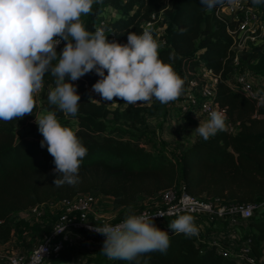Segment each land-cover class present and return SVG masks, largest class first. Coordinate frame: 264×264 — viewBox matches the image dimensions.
<instances>
[{
	"label": "trees",
	"instance_id": "obj_1",
	"mask_svg": "<svg viewBox=\"0 0 264 264\" xmlns=\"http://www.w3.org/2000/svg\"><path fill=\"white\" fill-rule=\"evenodd\" d=\"M220 6L205 10L200 0H102L93 5V14L83 24L89 31H111L117 42L125 44L129 32L142 34L144 24L161 13L166 27L161 39L166 44L160 47L159 58L170 63V53L175 54L172 67L185 79V89L202 68L220 75L214 101L227 109L229 122L237 126V132H219L208 141L200 137L177 159L165 151L155 152L145 143L150 135L147 122L165 116L169 105L180 97L167 105L155 98L142 105H128L114 98L116 106L110 109L90 100L85 86L92 88L100 77L94 72L86 74L74 82L81 96L75 117H66L56 106L45 105L57 110L59 120L77 121L76 134L88 149L75 185L53 184L54 158L47 147H40L43 137L36 123V103L32 115L0 121V245L9 243L19 230L15 221L18 214L80 194L100 193L111 198L120 210L137 209L141 201L178 184L192 196L216 198L224 203L259 202L264 198V104L258 106L255 99L235 91L228 83L237 67L233 40L227 26L216 16ZM108 9L116 12L114 18H105ZM261 50L260 46L254 47L249 55L240 56V62L264 74ZM54 86V78L46 73L44 87ZM248 225L250 230L244 238H252L257 253L264 243V220L253 219ZM27 226L28 223L21 231ZM137 260L139 264H241L198 243L196 236L175 233L170 235L166 254L151 252ZM90 263L136 261L109 260L102 255Z\"/></svg>",
	"mask_w": 264,
	"mask_h": 264
},
{
	"label": "clouds",
	"instance_id": "obj_2",
	"mask_svg": "<svg viewBox=\"0 0 264 264\" xmlns=\"http://www.w3.org/2000/svg\"><path fill=\"white\" fill-rule=\"evenodd\" d=\"M102 0H0V121L32 115L35 96L44 87L46 73L54 78V88L48 92L49 105L66 115L75 117L79 111L77 85L74 83L94 72L100 79L92 91L103 101L119 98L125 104L151 102L153 98L167 105L185 91V79L174 71L175 54L170 63L159 58L163 42L154 38L149 24L142 34L129 32L127 43L109 41L104 28L86 30L80 17L93 14V5ZM237 0H200L205 10H212ZM252 5L264 0H251ZM64 42L62 51L57 46ZM53 61H57L53 63ZM107 72V75H105ZM264 104V95L254 93ZM57 110H48L39 120L38 131L54 158L53 184L75 185L79 168L88 149L76 131L62 126ZM228 117L223 109L210 111L209 118L201 121L194 132L208 141L219 132L227 131ZM155 216L147 212L135 214L129 210L125 219L115 225L94 227L93 231L106 237L101 253L109 260L136 261L151 252L166 254L170 235L159 229ZM168 228L172 233L189 238L198 235V226L190 214L178 215ZM13 264H22V258Z\"/></svg>",
	"mask_w": 264,
	"mask_h": 264
},
{
	"label": "built area",
	"instance_id": "obj_3",
	"mask_svg": "<svg viewBox=\"0 0 264 264\" xmlns=\"http://www.w3.org/2000/svg\"><path fill=\"white\" fill-rule=\"evenodd\" d=\"M216 16L227 26V32L233 40L232 51L234 63L237 70L228 80L229 85L235 91L256 100L261 106L260 97L254 93L260 92L264 95V84L256 87L254 73L249 70L239 69L241 66L240 56L242 53L251 52L264 41V18L256 5L251 0H237L235 5L225 2L216 10ZM163 15L154 14L152 19L144 24V29L151 24L154 38L166 43L161 39L165 32ZM109 41L116 40L111 31L105 32ZM64 47V42L57 46V52ZM251 50V51H250ZM221 82V76L214 71L202 68L197 78L190 79L188 87L176 101L182 113H202L207 119L210 111L223 109L228 117L227 109L221 107L214 101L215 94ZM91 101L98 105H108L101 96L92 91L88 85ZM42 90V89H41ZM109 106V105H108ZM170 108V107H169ZM228 128L232 133L234 125L227 120ZM97 194V193H96ZM95 193L80 194L73 199L58 201L62 209L58 221L45 234L43 239L29 252H14L0 247V264H13L15 260L22 258V264H57L62 255L78 243L88 242L87 245H95L100 248L106 237L93 231L94 227H102L105 224L115 225L125 218L115 221H105L91 216L94 207L98 204ZM156 202L151 207H143L135 212H144L155 216V225L169 235L172 234L168 225L181 214H190L198 226V243L214 248L218 254L224 257L234 258L241 264H264V243L256 253L252 238H244L239 226L247 224L253 219L264 220V198L259 202L250 203H224L216 198H200L188 194L183 186L174 185L162 190L154 197ZM50 202L46 203L49 204ZM46 204L36 206L33 209L36 218L44 217L43 207ZM30 209V210H32ZM201 227L207 229L211 234L201 233ZM219 231L218 234H216ZM85 242V243H86ZM7 246V245H6ZM5 247V246H4Z\"/></svg>",
	"mask_w": 264,
	"mask_h": 264
},
{
	"label": "rangeland",
	"instance_id": "obj_4",
	"mask_svg": "<svg viewBox=\"0 0 264 264\" xmlns=\"http://www.w3.org/2000/svg\"><path fill=\"white\" fill-rule=\"evenodd\" d=\"M256 7L260 10L261 15L264 18V7L256 5ZM88 15H82L80 17L82 22L87 21ZM260 48H262L261 53L264 54V41L260 45ZM62 51V50H61ZM61 51H58L57 53L59 54ZM251 51V50H250ZM250 52L247 53H242L241 55H249ZM57 61H53V63H56ZM241 70H249L250 72L254 73V77L257 79L259 76H262L264 78V74L254 70V66H252L249 63H241L240 68ZM53 87H43L42 90L36 94L35 96V101L37 105V120L41 118L46 112L49 110L48 108L45 107L46 104H49L47 101V95L48 92L51 90ZM152 101V100H151ZM109 105L110 109L115 108V102L114 99L113 101H108L107 102ZM139 105L148 103L150 104L151 102H142L139 101L137 102ZM173 105L175 103H172V106L170 108L168 107V112L166 113L165 116H162L160 118H163V120H160L158 118L157 120H154L153 124L156 127L158 131L159 137H164L166 135H178L179 139L176 141L177 146H186V142H189V138H192V134L194 133L195 128L197 127V123L191 118V114L189 113H182L180 109L175 108ZM168 117H171V131L169 130H164L163 127L165 128L166 124V119ZM59 120V119H58ZM65 120H59L62 126L65 125ZM169 123V122H167ZM26 129V128H25ZM189 135H187V133ZM193 132V133H192ZM157 137V136H156ZM181 137V138H180ZM184 141V142H182ZM174 153V158L177 159L181 154L180 149L175 148L172 150ZM180 152V153H179ZM181 184H178L177 186H180ZM95 193V192H94ZM96 194V193H95ZM98 198V204L94 207V211L97 209V207L101 204L104 205V207L107 208V216L105 218H98L99 221L105 220V221H115L120 218H125L129 214V210H120L116 209L113 204H109V201H112L111 198L105 197L101 195L100 193L96 194ZM111 199V200H110ZM156 202L155 198H147L144 201H141L139 203V208H133L131 209V212H136L137 210L143 208V207H151L153 203ZM44 210V217L40 220L36 218L35 213L32 210H27L25 212H22L18 214L15 217L16 223H19L20 228L16 233H14V236L12 240L8 243L7 246H3L4 249H7L9 251H14V252H29L31 251L36 245L40 243V241L43 239L45 234L52 228V226L58 221L60 214L62 213L61 207L58 205L57 201H50L49 204H46L43 207ZM91 216H94V212L91 214ZM28 223V226L26 228L27 232L24 230L21 231V228L26 227V224ZM20 231V232H19ZM81 242L78 243L76 247L69 249L62 255V259L58 264H91L90 262L93 260H97L99 258H102V253L101 249L98 246L93 245L92 249L90 251H87L86 244H89L88 242ZM1 247V246H0Z\"/></svg>",
	"mask_w": 264,
	"mask_h": 264
},
{
	"label": "crops",
	"instance_id": "obj_5",
	"mask_svg": "<svg viewBox=\"0 0 264 264\" xmlns=\"http://www.w3.org/2000/svg\"><path fill=\"white\" fill-rule=\"evenodd\" d=\"M115 15H116L115 11H113L111 9H108L107 12H106V17L105 18L106 19H112V18L115 17ZM255 84H256V87H261L264 84V78L262 76H259L258 79L255 81ZM170 106H172V104H170L169 107ZM173 106L175 108L179 109V104L178 103L175 102V105H173ZM189 114H191V118L198 124L197 127L199 126L200 120L201 121H206L207 120V118L202 113L193 112V113H189ZM66 117H69V115L66 116ZM157 119L158 118L148 120L147 128H148V130L150 132V135L148 136L149 140L147 142H145V143H147L148 148L154 150L155 152H163V151H165L170 157H174V153L172 152L173 149L178 148V149H180V151L182 153L187 147L193 145L198 139H200L199 135H197L195 132L194 133L192 132L193 133L192 134V138L188 137L189 142L185 143L186 146L185 147H182V146L178 147L177 144H176V141L179 139L178 135H172V136L171 135H166L164 137H159L158 131H157L156 127L153 124L154 123L153 121L157 120ZM160 120H163V118H160ZM76 122H77L76 120H72L69 123H65L64 126L70 127L71 129L76 131V129H77ZM167 122H169V123H167ZM171 122H172L171 121V117H168L166 119V124L164 125L165 128L163 127V131L164 130L171 131V127H172L171 126ZM233 130H234L235 133L237 132L238 128H237L236 125H234ZM189 133L190 132H188L187 135H189ZM182 142H184V141H182ZM108 203L109 204H113V200L109 201ZM94 216L97 219L98 218H105V216H107V208L104 207V205L100 204L97 207V209L94 211ZM239 228H240V232L243 235H245V233L250 230V227H249L248 223L247 224H241L239 226ZM201 233H203L204 235L205 234H211V235L215 234V233H210L209 231H207V229H205L203 227H201ZM218 233H219V231L216 234H218ZM6 245H8V243L4 244L3 246H6ZM0 246H2V245H0ZM84 248H86L87 251H90V249H92L93 247H92V245H87L86 244V246Z\"/></svg>",
	"mask_w": 264,
	"mask_h": 264
}]
</instances>
